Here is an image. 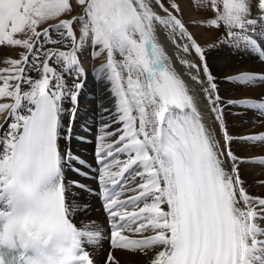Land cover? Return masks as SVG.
<instances>
[{"label":"snow or ice","instance_id":"1","mask_svg":"<svg viewBox=\"0 0 264 264\" xmlns=\"http://www.w3.org/2000/svg\"><path fill=\"white\" fill-rule=\"evenodd\" d=\"M194 7L210 41L178 0H0V46L18 56L0 61V247L18 235L25 250L0 251V264H97L93 241L108 244L102 264H121L116 250L149 264H264V93L225 98L209 63L235 30L264 22V0ZM85 53L106 60L95 88ZM224 79L264 81V70ZM97 202L106 233L74 229Z\"/></svg>","mask_w":264,"mask_h":264},{"label":"bare ground","instance_id":"2","mask_svg":"<svg viewBox=\"0 0 264 264\" xmlns=\"http://www.w3.org/2000/svg\"><path fill=\"white\" fill-rule=\"evenodd\" d=\"M182 5L186 13L185 16L189 21L193 20L195 21L194 23H198L199 20H201L199 13L194 10L190 3L184 0ZM189 30L201 37L202 41H209L212 38V34L205 31L203 28L192 27V25H190ZM235 31L236 35L231 40L225 41L221 45V48L209 52V63L217 77L221 92L225 98H230L245 93L251 95L262 94L264 93V81L253 80L251 83H249V81L230 83L229 81L225 80L224 77L227 74L237 71L259 72L264 70V60H261L262 56L258 53L254 46L255 42H260L264 45V22H258L255 25L247 26L245 29ZM157 38L159 43L164 47L166 55L170 57L169 62L178 72L184 74V79L190 84V86L196 88L198 91L199 86L190 81L186 74V70L183 69L180 64L176 63L178 56L182 54L178 53L177 50L172 46V38L169 35L168 30L158 27ZM223 48L229 49L231 59H226L224 56L217 54ZM117 59H121L118 54ZM105 64L106 60L103 56L97 59H93L91 57L90 59L88 58L87 61L84 60V67L88 70L90 74L89 79L92 82L89 87L95 88L97 86V70H100L99 76L101 78L107 74V70L104 68ZM0 65L2 66V64ZM203 104L204 102L201 97V108H203ZM245 115L247 117V113ZM7 119L8 114L6 112L0 113V126H3ZM240 123L241 122L239 121L235 122L237 126H239ZM80 151L85 156H90V149L81 148ZM260 191H264V189H256L257 193ZM2 203L6 205L7 200L2 201ZM71 223L74 225L75 229H79L84 232H94L99 230L102 233H106L107 231L105 213L99 202L90 207L86 215L79 216L78 219L73 217ZM80 243L85 244L86 237H81ZM85 247L91 253L92 258L97 261V264H102V261L108 251L107 242L101 241V246H95V242L93 241L87 243ZM115 255L120 260L121 264H149V257L142 254H131L122 250H116Z\"/></svg>","mask_w":264,"mask_h":264},{"label":"rangeland","instance_id":"3","mask_svg":"<svg viewBox=\"0 0 264 264\" xmlns=\"http://www.w3.org/2000/svg\"><path fill=\"white\" fill-rule=\"evenodd\" d=\"M183 1L184 0H178V2L181 3V7H182V13H181V18L184 20L185 24L189 27L190 25H192L195 21L193 20H188L185 16V11L183 9ZM188 3H190L191 6H193L194 10L199 13L200 17H201V20H202V16H201V13L196 10V8L194 7L195 3H196V0H186ZM199 20V22L201 21ZM47 25H45L46 27ZM210 33V32H209ZM211 34V33H210ZM211 40V39H210ZM209 40V41H210ZM6 58H18L17 54H15V52H13V50H11L10 48L6 47V46H0V61L6 59ZM90 59L91 58V55H89L88 53H85L84 56H82V59L87 61V59ZM1 66V65H0ZM3 66V65H2Z\"/></svg>","mask_w":264,"mask_h":264}]
</instances>
